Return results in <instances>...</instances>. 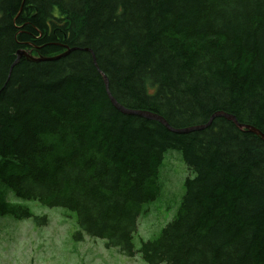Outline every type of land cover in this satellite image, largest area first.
Instances as JSON below:
<instances>
[{"label": "trees", "instance_id": "obj_1", "mask_svg": "<svg viewBox=\"0 0 264 264\" xmlns=\"http://www.w3.org/2000/svg\"><path fill=\"white\" fill-rule=\"evenodd\" d=\"M103 77L122 107L174 129L222 112L264 134V0H0V186L146 264H264V142L224 118L177 134L122 114ZM169 150L193 177L135 250ZM5 215L47 224L0 188Z\"/></svg>", "mask_w": 264, "mask_h": 264}, {"label": "rangeland", "instance_id": "obj_2", "mask_svg": "<svg viewBox=\"0 0 264 264\" xmlns=\"http://www.w3.org/2000/svg\"><path fill=\"white\" fill-rule=\"evenodd\" d=\"M193 177L179 152L169 150L159 169L161 194L156 201L144 206L134 249L141 241L157 238L161 230L174 218L184 194V181ZM9 204L29 209L33 217H45L47 224L37 225L34 219L0 216V264H146L138 254L134 258L107 248L98 238L83 235L77 240L75 214L62 208H49L32 200L16 198L0 186ZM39 223V222H38Z\"/></svg>", "mask_w": 264, "mask_h": 264}, {"label": "water", "instance_id": "obj_3", "mask_svg": "<svg viewBox=\"0 0 264 264\" xmlns=\"http://www.w3.org/2000/svg\"><path fill=\"white\" fill-rule=\"evenodd\" d=\"M73 50L74 49H66L63 53H61V54H59L57 56H54V57H49V58L36 57V56H32L30 53H26L24 51H18L17 54H16V60L13 63V65H15L17 63V61L21 57H24L26 60H28L30 62L54 61V60H57V59H60V58H63L65 56H67ZM86 51L89 52V50H86ZM103 81H104V85H105L106 94L108 96V99H109L110 103L112 104V106L116 110H118L122 114L137 116V117H140V118H143V119H147V120H150V121L158 122L161 125H163L168 131L174 132V133H177V134H188V133H191V132L203 130L211 123V121L213 119H215V118H224V119L232 122L237 129H239L241 131H246L248 133H251V134L259 137L260 140L264 142V134L262 132H260L259 130L255 129L252 126L239 124L232 115H228V114H225V113H222V112H217V113L213 114L211 116V118L209 119L208 123L205 124V125L191 126V127L184 128L182 130L174 129V128L170 127L166 123V121L163 118H161L160 116H158V115H155L153 113L146 112V111L129 110V109H126V108L122 107L110 95V93L108 91L107 81H106L105 77H103Z\"/></svg>", "mask_w": 264, "mask_h": 264}]
</instances>
